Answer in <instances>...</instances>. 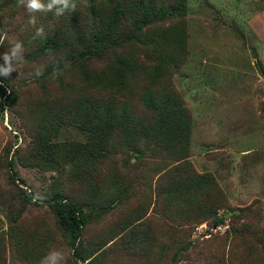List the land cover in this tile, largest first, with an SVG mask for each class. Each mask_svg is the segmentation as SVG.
Segmentation results:
<instances>
[{
    "label": "rangeland",
    "instance_id": "374dc122",
    "mask_svg": "<svg viewBox=\"0 0 264 264\" xmlns=\"http://www.w3.org/2000/svg\"><path fill=\"white\" fill-rule=\"evenodd\" d=\"M187 1L186 58L171 80L191 116L187 160L210 178L221 207L194 222L179 204H155L158 175L141 173L131 158L118 170L132 184L129 196L83 231L84 243L101 246V264H171L175 242L187 246L177 264H264V0ZM12 46L0 47L2 67ZM20 56L7 81L10 103L0 97V264H77L49 206L38 201L57 172L27 160L30 100L42 94L31 74L42 61ZM55 134L85 140L70 125Z\"/></svg>",
    "mask_w": 264,
    "mask_h": 264
},
{
    "label": "trees",
    "instance_id": "16d2710c",
    "mask_svg": "<svg viewBox=\"0 0 264 264\" xmlns=\"http://www.w3.org/2000/svg\"><path fill=\"white\" fill-rule=\"evenodd\" d=\"M42 2L47 7L52 0ZM73 2L74 11L57 4L28 13L18 0H0V47L21 42L25 59L42 61L31 74L42 94L30 100L35 124L27 160L57 174L38 201L49 206L75 262L101 264V246L84 243L83 231L108 204L129 196L132 184L118 170L131 158L141 173L158 175L155 204H179L181 215L194 222L215 216L221 197L187 160L191 116L171 80L186 58L188 1ZM14 35L15 42L9 39ZM0 81V97L8 104V77L0 75ZM62 124L85 140H55ZM174 247L171 264L187 252L186 245Z\"/></svg>",
    "mask_w": 264,
    "mask_h": 264
},
{
    "label": "clouds",
    "instance_id": "9594fccd",
    "mask_svg": "<svg viewBox=\"0 0 264 264\" xmlns=\"http://www.w3.org/2000/svg\"><path fill=\"white\" fill-rule=\"evenodd\" d=\"M18 3L23 5L28 13H36L41 11H51L53 8V5L57 4H63L64 9H70L75 10V3L73 0H52V3L47 4V7H45V4L42 2V0H18ZM63 9H60L56 12V15H62ZM34 23V20L32 21ZM38 32L41 30H37ZM11 55L5 53L3 55L4 64L6 66L0 67V75H3L5 77H10L11 73L16 71V68L12 66V60L14 58L18 57V54L23 53V48L21 42H16L11 48ZM19 59L22 61L23 56H20ZM58 255V254H57ZM53 264H55V260L53 259Z\"/></svg>",
    "mask_w": 264,
    "mask_h": 264
}]
</instances>
